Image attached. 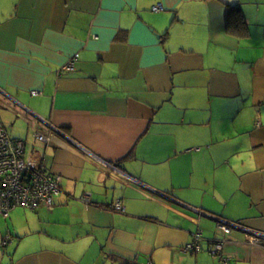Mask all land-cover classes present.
Masks as SVG:
<instances>
[{
	"label": "crops",
	"instance_id": "crops-1",
	"mask_svg": "<svg viewBox=\"0 0 264 264\" xmlns=\"http://www.w3.org/2000/svg\"><path fill=\"white\" fill-rule=\"evenodd\" d=\"M0 124L63 178L0 264H264L201 213L264 233V0H0Z\"/></svg>",
	"mask_w": 264,
	"mask_h": 264
},
{
	"label": "built area",
	"instance_id": "built-area-1",
	"mask_svg": "<svg viewBox=\"0 0 264 264\" xmlns=\"http://www.w3.org/2000/svg\"><path fill=\"white\" fill-rule=\"evenodd\" d=\"M162 9L158 5L152 10L160 12ZM75 61L77 58L65 69L73 71ZM47 125L54 134L59 130L49 123ZM34 136L39 142L49 143L51 140V137L38 132ZM44 162V152L25 140L12 138L0 124V216L7 218L17 208L33 211L54 208L55 198L62 192L63 178L47 171ZM83 201L90 204L89 198H84ZM111 210L121 215L126 212L120 201H116ZM232 225L242 228L241 224L223 221L220 230L225 237L232 232ZM248 240L250 245L264 248V233L251 231ZM223 243L224 241L217 242L213 251L215 254L222 253ZM195 247L196 245L189 246L188 249Z\"/></svg>",
	"mask_w": 264,
	"mask_h": 264
},
{
	"label": "water",
	"instance_id": "water-1",
	"mask_svg": "<svg viewBox=\"0 0 264 264\" xmlns=\"http://www.w3.org/2000/svg\"><path fill=\"white\" fill-rule=\"evenodd\" d=\"M55 134L58 136H62L63 138H65L67 141H69V142H71V143H74L78 148H81V149H83V150H85V151H87L85 148H83L82 146H80L76 141H74L72 138H70L66 133H64L63 132V130H61V129H59L57 132H55ZM108 163V162H107ZM104 167L105 168H108L109 170H111V171H114L116 174L115 175H119V176H123L124 175V172L123 171H121L117 166H114L113 164H111V163H108L107 165H104ZM114 175V174H113ZM162 198H168V199H170L169 198V196H167V195H163V194H161L160 195ZM204 216H206V217H208V218H210V219H213V220H215L216 222H217V224H219L218 225V227H219V229H220V226L223 224V220H221L220 218H216V217H213V216H211V215H208V214H206L205 212H201ZM241 227L242 228H237V227H234L233 225H232V228H233V230H236V229H238V230H241V231H243L245 234H246V241H245V243L246 244H249L250 245V242H249V240H248V237L249 236H251V230H249V228L248 227H245V226H243V225H241Z\"/></svg>",
	"mask_w": 264,
	"mask_h": 264
},
{
	"label": "trees",
	"instance_id": "trees-1",
	"mask_svg": "<svg viewBox=\"0 0 264 264\" xmlns=\"http://www.w3.org/2000/svg\"><path fill=\"white\" fill-rule=\"evenodd\" d=\"M115 260L116 261L121 260L120 264H137L136 261L131 259V258L130 259L129 258H124V257L118 256V255H116Z\"/></svg>",
	"mask_w": 264,
	"mask_h": 264
},
{
	"label": "rangeland",
	"instance_id": "rangeland-1",
	"mask_svg": "<svg viewBox=\"0 0 264 264\" xmlns=\"http://www.w3.org/2000/svg\"><path fill=\"white\" fill-rule=\"evenodd\" d=\"M19 209L27 210V211H33V210H30V209H25V208H19ZM0 217H1V216H0ZM3 218H6V217H3ZM109 264H112V263H109Z\"/></svg>",
	"mask_w": 264,
	"mask_h": 264
}]
</instances>
